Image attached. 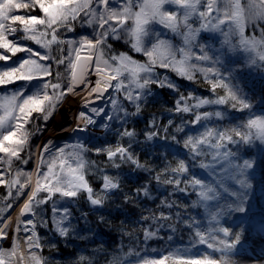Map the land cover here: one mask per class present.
I'll return each mask as SVG.
<instances>
[{
	"label": "snow or ice",
	"instance_id": "obj_1",
	"mask_svg": "<svg viewBox=\"0 0 264 264\" xmlns=\"http://www.w3.org/2000/svg\"><path fill=\"white\" fill-rule=\"evenodd\" d=\"M39 8L43 15H15L13 9ZM91 27L95 38L86 35L79 37L77 42H68V57L61 53L60 58L54 55L34 51L23 43H17L9 39V33H15L18 29L14 26L19 22L20 31L24 38L34 41L41 48L52 50L54 44H63L58 29H71L76 21ZM128 22H131L130 24ZM159 24L174 35L181 38V44H174L171 40L163 38L159 33L152 39L154 25ZM98 25V27H97ZM251 27L253 35L246 34V28ZM210 32L219 34L222 39L219 47H214L207 42L203 33ZM258 32L259 34H255ZM50 36V38H49ZM238 36V41L234 37ZM124 39L131 45L135 52H142L146 61H138L127 52L107 55L106 49L111 52L112 45L109 39ZM215 44L217 36L207 37ZM199 48V53L195 51ZM0 49L7 50L15 56L16 53L27 52L26 58H20L18 63L5 64L0 67V85H12V91L0 95V161H5L11 166L12 158H19L22 150L29 146L32 131L26 127L32 119L40 116L44 120L50 119L60 104L66 99L67 93H74L75 87L85 81L89 74L93 60L96 73L95 86L91 87L88 96L96 93V98L103 95L109 88L115 93H122L129 102H136V112H140L139 101L142 95H146L148 86L156 83L159 87H167L179 91L177 85L167 76H159L155 73V67L171 69L178 76L188 80H194L196 72L203 75L210 85L213 96L198 97L189 92L187 96L181 94L172 111L176 113H189L195 110L194 118L185 123L199 125L202 131L197 134H188L183 141L175 135L164 137L171 139L177 144L182 143L183 148L188 150L193 161L199 159V167L206 170L207 177L197 176L191 173L190 178L181 179V176L190 172L189 164L185 159H179L170 171L172 176L164 179L163 183L173 184L180 188L181 192L191 191L197 199L192 201V207L203 209L208 220V227L203 221L190 217L184 220L194 230V236L198 244H206L212 252L190 253L187 248L165 249L164 254L145 256L138 259L137 264H236L232 259V249L241 241V232L221 225L220 216L227 210L235 208L244 211V202L248 199L247 190L251 182L247 176V170L252 167V162L245 159L239 163L236 153L228 148L229 144L239 147L240 143L250 144L259 140L264 145V114L256 115L249 112L246 120H241L230 127L220 128L215 125V117L218 121H224L226 112L219 107L214 111H201L202 106H225L241 111L250 109V100L241 86L242 69H264V0H122L119 6H112L110 0H0ZM235 52L237 59L228 57L227 52ZM74 53V57H73ZM195 58V62L193 60ZM11 58L6 53L0 52V61H9ZM241 59L243 62H240ZM69 60L66 70L68 82L62 86L60 71L53 74L51 63L64 64ZM41 61H49L42 63ZM47 77L48 79H44ZM20 81L22 83L16 84ZM51 89V91H49ZM222 90L223 94H218ZM189 99L194 104L189 103ZM112 112L108 113V119L116 118L113 113L125 121L129 115L127 109L118 101L115 94L112 99ZM88 104V100L84 101ZM91 113L99 116L104 109L91 108ZM36 113L37 116H33ZM78 121L76 129L86 131L89 125H95L97 121L92 115L80 111L75 117ZM154 125V121L150 122ZM173 121L169 120L168 124ZM102 129H109L110 125L105 122L100 124ZM166 127V126H165ZM178 132H183L180 125L176 126ZM115 145L105 143L103 147L89 148L92 137L87 141L77 138L72 144L65 143L62 147L55 148L52 153L51 141L43 145L40 152L41 159L31 172L22 169L5 180L0 178V185L7 184L8 195L11 189L19 186L16 195L26 187H31L27 198L19 209L17 224L20 217L26 213L33 217L39 216L42 224L47 225L45 212L47 202L52 203L51 226L52 237L80 236V229L72 224V212L70 206L79 203L80 198L86 197V201L92 206H106L115 196L113 190L120 189V177L104 174L99 189H94L88 179L89 171H101L96 167L97 162L90 160L88 152L104 154L107 162L116 169H120L123 163H131L137 169H147V164H141L140 160L130 146L121 142L124 137L132 141L137 135L134 129L125 128L117 131ZM145 137L151 140L158 133L148 131ZM171 148V145H166ZM48 159H43L44 154ZM211 157L210 162H206ZM117 159L119 163H117ZM195 167V165H193ZM168 168L164 169L167 173ZM4 173L0 172V177ZM23 178V179H22ZM155 179L161 181L160 174ZM226 180L234 181L238 188H233ZM137 194H148L149 189L141 186L135 190ZM43 194V195H41ZM7 199V197L5 198ZM124 201H132L135 197L124 194ZM161 203H165L164 200ZM43 206V209L40 207ZM169 207L172 205L169 204ZM11 205H7L10 208ZM187 208V205H184ZM93 211L98 209L93 208ZM6 211V209H0ZM87 215V213H85ZM179 218V214H177ZM170 218L169 214L159 211L151 217L144 216L142 219L161 220ZM11 217H9V220ZM104 222L105 217H99ZM24 224L35 225L34 219L23 220ZM8 220L0 225V239L8 235ZM19 229H17L18 231ZM31 232L24 237L23 251L20 242L13 236L10 247H0V264H50L41 254L34 249L43 248L45 243L55 248L51 240L41 241L33 229H24ZM145 240L156 235L148 228L143 229ZM171 240V238H169ZM191 243V242H190ZM132 249H129L131 252ZM216 253H220L216 258ZM96 253L94 252L93 255ZM127 255V253H125ZM75 264H95L92 255H78ZM109 264H120L119 256L116 255ZM124 264H127L125 261Z\"/></svg>",
	"mask_w": 264,
	"mask_h": 264
},
{
	"label": "trees",
	"instance_id": "obj_2",
	"mask_svg": "<svg viewBox=\"0 0 264 264\" xmlns=\"http://www.w3.org/2000/svg\"><path fill=\"white\" fill-rule=\"evenodd\" d=\"M117 6L116 2H110ZM20 13L26 15H41L40 10L35 8L18 9ZM18 29L15 33H9V39H13L15 42L23 43L27 47H31L34 51H40L41 53H47L54 55L56 59L60 58L61 53L64 57H68V48L63 44H54L52 50L49 52L40 47L34 41L24 38V34L20 31V25H16ZM163 26L159 24L154 25V31L152 33V39L148 40V43L154 42L155 35L159 33L163 38L171 40L173 43H180V39L176 35H169L164 30ZM65 30V32H64ZM60 39L69 37L70 35L82 36L86 35L89 38H95L93 29L81 21H76L71 29L61 28L58 30ZM63 33V34H62ZM247 35H253L251 27L246 28ZM255 34H259L256 32ZM50 38V36H49ZM207 39V37H205ZM239 37H234V41H238ZM211 40V39H208ZM212 41V40H211ZM217 41V39H216ZM108 43L112 45V51L107 49L106 54H118L119 52H127L134 59L138 61H146L142 52H135L131 49L130 43H125L121 39H109ZM128 45V46H127ZM0 52L6 53L10 56L9 61H0V67L5 64L18 63L20 58H26L29 53L21 52L16 53L13 56L11 53H7V50L0 49ZM227 55L231 59L236 55L227 52ZM233 56V57H232ZM42 63H49V61H41ZM240 62H243L241 59ZM64 64L56 65L51 63L53 82H56L54 77L57 71L62 73V68H65ZM155 73L159 76H167L173 83L177 85L179 91L169 89L167 87H159L156 83H152L146 90L147 94L142 95L139 104L140 112H136V102H126L125 108L128 111L126 117V123L124 126L117 128L113 126L111 130H107L102 135L94 137L89 143V148L93 145L95 147H103L105 143L115 145L117 142V131H123L125 128L134 129L137 135L132 141H129L127 137H124L121 142L130 146L132 152L136 154L141 164H147V169H137L135 165L129 163H123L120 169H116L111 163L107 162V157L104 154L95 152H88L90 160L97 162L96 167L101 171L94 172L89 171L88 179L94 189H99V185L102 182V176L104 174L120 177V189L113 190L116 194L111 198V201L106 206H92L86 201V197H81L79 203H73L70 206L72 212V224L80 229V236L84 237L81 240L79 237L69 236L67 239L62 237H52V203L47 202V208L43 209L45 212V219L48 221L47 225L42 224L39 216L34 217L36 222L37 234L41 241L51 240L52 244L56 247H50L48 243H45L43 248H40L41 255L49 260L50 264H75L78 255L85 256L92 255L95 264H109V261L116 255L119 256L120 264H137L138 259H143L145 256H153L156 253L164 254L165 249L172 250L179 246L195 241L192 239L194 236V230L184 224L185 219L195 217L200 219L201 214L198 215L199 209L192 207V201L196 199V194L191 191L181 192L179 189L184 188L185 185L181 183L179 187L173 184L163 183L164 179L170 178L172 173L171 167L176 165L179 159H185L190 168L188 174L181 176V179H188L191 173L200 174L199 159L193 161L188 155V150L183 148L182 143L177 144L176 141L164 139V137H171L175 135L178 140L183 141L188 134H197L202 131V127L199 125H193L191 123H185L194 118L195 110L189 113H176L172 111L175 107L176 101L181 94L187 96L189 92L194 93L198 97L208 96L212 97V91L208 82L200 74H196L197 77L194 80H188L184 77L178 76L171 69H165L157 65L155 67ZM242 71L241 86L244 87L250 103L251 108L241 111L232 109L225 106H202L201 111H214L216 107L225 110L227 118L224 121H218L217 118L212 117L213 121H216L215 125L208 124V126H217L220 128L230 127L241 120L248 118L249 112L254 114H264V69L245 67ZM44 79H48L45 77ZM16 84L22 82L17 81ZM12 85H0V95L11 92ZM51 91V89H49ZM218 94H223L222 90H219ZM189 103L194 104V101L189 99ZM36 115L33 113V116ZM172 120V124H168V121ZM34 121V120H32ZM154 121V125L150 122ZM44 119H36V122L29 123L31 131L40 128L44 125ZM180 125L183 132H178L176 126ZM166 126V127H165ZM153 131L158 133L157 136L151 140L147 139L144 135L145 132ZM143 137V138H142ZM88 138L86 139V141ZM171 145V148L166 147ZM228 147L232 152L236 153L240 159L256 160L259 164L258 178L264 179V145H261L260 141H253L250 144L240 143L239 147L235 144H229ZM208 159L206 162H209ZM119 163V160L116 161ZM19 164V161H12L11 166L2 167L5 170L6 178L15 173V166ZM195 165V167H193ZM5 167H8L7 170ZM12 168V170H11ZM29 168V165H27ZM168 168L167 173L164 169ZM160 174L161 181L155 179L156 175ZM141 186H146L149 191L146 195L141 192L137 194L136 189ZM7 192L5 185L0 186V209H6V211H0V220L7 213V204L4 203V196ZM124 194H128L130 197H135L132 201H124ZM43 195V194H41ZM10 201V204L15 203ZM3 200V201H2ZM164 200L165 203H161ZM172 206L169 207L168 205ZM184 205L188 207L185 208ZM96 208L98 210L93 211ZM159 211H164L170 215L167 220H161L157 223L155 220L148 219L144 221L142 217H151L153 213L158 215ZM87 213V215H85ZM179 214V218L177 217ZM103 215L105 217L104 222H100L99 217ZM148 228L150 231L156 233L145 240L143 229ZM171 238V240H169ZM132 249L129 252V249ZM96 253L93 255V253ZM127 253V255H125Z\"/></svg>",
	"mask_w": 264,
	"mask_h": 264
},
{
	"label": "rangeland",
	"instance_id": "obj_3",
	"mask_svg": "<svg viewBox=\"0 0 264 264\" xmlns=\"http://www.w3.org/2000/svg\"><path fill=\"white\" fill-rule=\"evenodd\" d=\"M110 2H116L117 6H119L121 4L122 0H110ZM111 5L115 6L113 4H111ZM37 8H38V6H37ZM12 13L15 15H26V14L20 13V11L18 9H13ZM41 15H43L42 12H41ZM128 23L130 24L131 22H128ZM15 24L19 25V22L17 21V22H15ZM15 24H14V26H15ZM97 27H98V25H97ZM58 30H60V29H58ZM164 30L166 31V33L168 32L169 35L173 34L167 29H164ZM64 32H65V30H64ZM212 35L217 36V41L215 42V44H213V41L205 38V37H209ZM203 36L205 39L201 40L202 43L207 42L208 44L213 45L214 47H219V41H220V39H222V37H220L219 34L205 32V33H203ZM79 37L80 36H76V35L72 34L69 37L64 38L63 40L61 39V40L64 42V44L68 48V42L69 41L77 42L79 40ZM176 37L178 39H180V43H178L177 45L181 44V38L178 36H176ZM121 40L123 42L127 43L126 40H124V39H121ZM17 41L18 40H16V42ZM195 51H197V53H199V48H196ZM225 51L228 52L227 49H225ZM230 54L236 55L235 52H230ZM73 57H74V53H73ZM236 57H237V55L235 56V58ZM144 60H147V58L145 57ZM193 60L195 62V58H193ZM69 62H70L69 60H66V63L64 65L66 67L65 68L61 67L62 73L65 74L62 77V86H66L67 82H68V76H67L66 70L70 71V69H68ZM94 68H95V63L93 60L92 69H91L90 73L85 77V81L83 83H80L79 86L75 87V90L77 92H79L80 94H83V95L88 94L91 90L92 85L95 83L97 77H96V75L93 74ZM196 74H200V73L196 72L195 75ZM200 75H202V74H200ZM110 89H111L110 95H103L104 97L98 99V101H96V103L95 102L92 103V100L90 101L89 111L91 108L104 109V111L101 112L99 114V116H96L94 113H91V115L93 116L94 119L103 117L102 114H104L106 111L111 110V112H112L113 106H112L111 101L113 99L114 94H115L116 98L118 99V101L120 103H122V105L124 107H125V103L129 102L123 96L122 93H115L114 89H112V88H110ZM68 94L69 95L66 94L67 95L66 100L68 99L69 101H73L74 97L70 93H68ZM123 100H125V103L123 102ZM64 104H65V102L60 104V106L57 108L58 112L60 111V109L62 108V106ZM56 112L57 111H55V113L50 117V119L44 120L45 121L44 125H41L40 128H37V126H35V129H33V131H32V136H31V139L29 142V146H26L22 150L19 158H15V157L12 158V161L13 160L19 161V164L17 166H15V168H16L15 173L17 172V170H21V169L24 172L33 171L36 164L41 159L40 152L43 149V145L45 143H48L49 141H51L50 147H52V153L54 154L55 148L62 147L65 143L72 144L77 138H79L81 141H86L87 138L98 137L108 130V129H102L101 128L98 130H93V131L83 135L82 137H75V138L73 137L72 139H63V140L57 141L53 138L52 135L49 134L50 127L58 125V123L56 122V115L58 112L57 113ZM256 115H261V114H256ZM35 116H37V114L34 115V117ZM120 116H124V113H119L118 115L115 114L116 118L110 119V121L107 122L110 125L109 130H111V128L113 126H116L117 128H119V127H122L125 125V123L127 121L126 120L121 121L119 119ZM38 119H43V117L40 116ZM32 120H34V121H32ZM32 120H31V123L36 122V119H32ZM29 125L30 124L26 125V127L29 128ZM63 126L65 127V123H63ZM256 141H259V140H256ZM3 155H4L3 153H0V156H3ZM43 159H45V160L48 159L47 153L44 154ZM208 159H211V157H209ZM244 160L245 159H240L237 162L243 163ZM247 160H250V159H247ZM250 161L252 162V167L247 170V176L251 182V187L247 190L248 199L244 202V205H243L244 211L240 212V211H237L235 208H232V209L227 210V212L225 214L220 216V222H221L222 226L229 227L233 230H239L241 232V241L238 243V245L234 249H232V259L236 262V264H241V263H239L238 260H240L239 256L242 255V253H244V255H246V253L249 254L250 252H252L253 248H256L257 245H264V179L258 178V172H259L258 164L259 163L256 160H250ZM209 162H210V160H209ZM5 163H6L5 161H0V172L4 173V176L0 177V178L8 180L15 173L13 172V174L10 175L7 179L6 174H5V170L4 171L2 170V167L5 166ZM27 165H29V168H27ZM6 166H8V163H6ZM7 168L8 167H5L6 170H7ZM11 170H12V168H11ZM198 176L204 177L206 179H210V177H207V175H206V170L200 169V174ZM226 183L229 184L230 186H232L233 188H238V185H235L234 181L226 180ZM3 185H5L7 188V192L4 196V199L6 197H7V199H5L4 203L2 202V204L9 205L11 203L10 201H14L15 197L17 198L15 203L10 204L11 207L8 208L7 213L0 220V225H3L4 221L8 220L7 232L9 235V232L11 231V229L14 228L17 224V223H15V219L12 218V213L17 208L20 207L21 202L24 199L25 194L27 193V191L30 187H26L24 190L21 191L20 195L17 196L16 191H17V188L19 187L17 185L16 188L11 189L12 195L9 196L8 195L9 188H8L7 184H3ZM0 186H2V185H0ZM7 205H6V208H7ZM200 214H201V217L198 220L203 221L204 226L208 227V220H207L206 216L204 215L203 209H199L198 215H200ZM9 217H11L10 220H9ZM25 217H27L28 219H34L35 220V218L30 213L24 214V216H22V219L24 220ZM33 227H35V231L37 233L36 222H35V225H30L29 229H33ZM253 232H254V234H256V237H257L256 242L249 243L248 242V240H249L248 236L250 233H253ZM6 237H4L6 240H10L8 237L7 238ZM177 248H181V249L187 248L190 253H193V254L199 253L200 255H203L205 252H209V253L212 252L211 249L207 248L206 244H203V245L198 244L196 242V240L191 242V243H187L185 245L179 246ZM38 250H40V249H38ZM158 254L159 253H156L153 256H156ZM215 255H216V258H219L220 253H216ZM246 256H248V258L251 260L250 264H264V246L262 249L256 250L252 254L250 253L249 255H246Z\"/></svg>",
	"mask_w": 264,
	"mask_h": 264
},
{
	"label": "bare ground",
	"instance_id": "obj_4",
	"mask_svg": "<svg viewBox=\"0 0 264 264\" xmlns=\"http://www.w3.org/2000/svg\"><path fill=\"white\" fill-rule=\"evenodd\" d=\"M93 74L96 75L95 71L93 72ZM94 85H95V83L92 85V87ZM110 93H111V89L109 88L103 95H110ZM70 94L74 97V100L69 101L68 99L67 100L65 99L63 101V102H65V104L62 106L60 111L58 112V110H56L58 112V113L56 112L57 113L56 122L58 123V125L52 126L49 129L50 130L49 134L52 135L53 138L57 141L63 140V139H72L73 137L74 138L75 137H82L83 135H85V134H87L93 130L101 129L100 124L110 121V119H108L107 117H108V113H110L111 110L106 111L104 114H102L103 117L96 118L95 120L97 121V123L95 125H89L88 129L86 131H79V130L73 131L74 129H76V124L78 123V121L75 119V117L79 114V112L85 111L89 115H91V111H89L90 101L92 100V103H94V102L96 103V101H98V99H100L104 96L100 95L99 98H96L97 94L93 93L91 95V97H89L88 94L83 95V94H80L79 92H77L76 90L74 91V93H70ZM67 95H69V94L67 93ZM85 100H88L87 105L84 104ZM115 114L116 113H113V116H115ZM63 123H65V127L63 126ZM30 191H31V187L28 189L27 193L25 194V197L22 200L21 205L23 204L24 200L27 198V195ZM19 209H20V207L17 208L12 213V218L15 219V223H17V216L19 214ZM20 220H21V222L19 224H16V226L14 228H12L11 231L9 232V235L7 237L10 240H6L5 238L0 239V247H10L11 239L13 236H15L18 239V241L20 242L21 249L23 251H27V249L24 246V237L26 235H30L31 232L26 233L24 231V229H26V228L29 229L30 225L23 223L22 216L20 217ZM17 229H19V230L17 231ZM248 237H249V240H248L249 243L256 242L257 237H256V234H254V232L250 233ZM263 246L264 245H257L256 248L252 249V252H250V251L249 252L252 254L254 251L262 249ZM34 251L39 253L38 249H34ZM249 254L246 253V255H249ZM246 255H244V253H242V255L239 256V259H240V260H238L239 263L250 264L251 260Z\"/></svg>",
	"mask_w": 264,
	"mask_h": 264
},
{
	"label": "water",
	"instance_id": "obj_5",
	"mask_svg": "<svg viewBox=\"0 0 264 264\" xmlns=\"http://www.w3.org/2000/svg\"><path fill=\"white\" fill-rule=\"evenodd\" d=\"M91 69H92V67L89 69V73H90ZM77 86H79V84H78ZM21 206H22V205H21ZM21 206H20V207H21ZM38 251H39V254H41V253H40V250H38Z\"/></svg>",
	"mask_w": 264,
	"mask_h": 264
}]
</instances>
